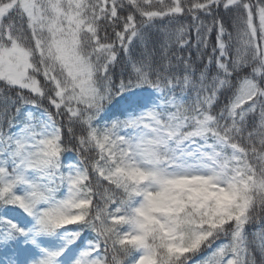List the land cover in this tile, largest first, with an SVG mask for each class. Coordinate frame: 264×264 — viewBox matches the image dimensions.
Segmentation results:
<instances>
[{
    "label": "snow or ice",
    "instance_id": "snow-or-ice-1",
    "mask_svg": "<svg viewBox=\"0 0 264 264\" xmlns=\"http://www.w3.org/2000/svg\"><path fill=\"white\" fill-rule=\"evenodd\" d=\"M0 264H264V0H0Z\"/></svg>",
    "mask_w": 264,
    "mask_h": 264
}]
</instances>
